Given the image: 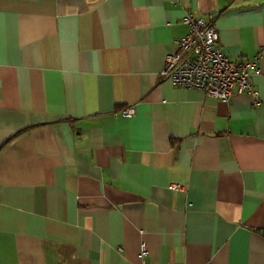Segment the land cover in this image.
<instances>
[{
  "label": "crops",
  "instance_id": "1",
  "mask_svg": "<svg viewBox=\"0 0 264 264\" xmlns=\"http://www.w3.org/2000/svg\"><path fill=\"white\" fill-rule=\"evenodd\" d=\"M184 14L258 55V106L159 78ZM141 242L264 264V0H0V264H139Z\"/></svg>",
  "mask_w": 264,
  "mask_h": 264
},
{
  "label": "built area",
  "instance_id": "2",
  "mask_svg": "<svg viewBox=\"0 0 264 264\" xmlns=\"http://www.w3.org/2000/svg\"><path fill=\"white\" fill-rule=\"evenodd\" d=\"M181 21L187 32L182 38L173 40L174 51L165 56L159 78L173 87L196 90L224 103L230 100L235 87L236 92H246L253 98V108L258 106L257 94L250 84V77L257 73L258 55L248 61H230L217 45V32L212 23L189 14H184ZM132 114L133 108L126 107L114 115L127 119ZM167 189L178 191L180 187L168 185ZM145 257V246L141 242L138 246L139 264H146Z\"/></svg>",
  "mask_w": 264,
  "mask_h": 264
}]
</instances>
